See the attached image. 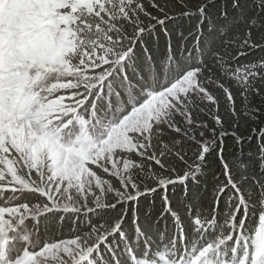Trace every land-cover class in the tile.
Here are the masks:
<instances>
[{
    "label": "snow or ice",
    "instance_id": "6c2138e0",
    "mask_svg": "<svg viewBox=\"0 0 264 264\" xmlns=\"http://www.w3.org/2000/svg\"><path fill=\"white\" fill-rule=\"evenodd\" d=\"M41 3L2 37L0 264H264V0ZM78 120L104 141L66 173L41 147Z\"/></svg>",
    "mask_w": 264,
    "mask_h": 264
},
{
    "label": "rangeland",
    "instance_id": "374dc122",
    "mask_svg": "<svg viewBox=\"0 0 264 264\" xmlns=\"http://www.w3.org/2000/svg\"><path fill=\"white\" fill-rule=\"evenodd\" d=\"M46 13L41 0H0V80L4 78L3 66L6 62V57L3 51V33L6 28H10L14 24L26 29H37L42 27L40 17ZM75 119V118H74ZM23 121L20 128L15 127L17 123ZM101 126L98 124L84 125L82 121H77L76 125L70 131L65 130L62 125L60 127L59 138L54 142L58 153L62 156V169L66 173L73 172L76 168L86 171L84 167L85 161L98 144H102L104 136L98 130ZM29 128V122L24 119L22 113L17 112L15 115L0 109V143L3 142L5 136L12 138L16 145L24 141L26 130ZM107 131V128L104 129ZM28 142L23 144L24 148L29 152L32 151ZM41 153L45 163H51L53 153L48 148V142H45L41 147ZM90 162V161H89ZM52 165V163H51ZM3 225L0 224V229ZM254 243L256 250L253 255L255 262L260 257H264V228H257ZM7 251L4 245H0V258H3ZM159 257V264H176L174 257L168 259L167 255L161 253L156 254ZM154 264V262H150ZM187 264V261L184 262Z\"/></svg>",
    "mask_w": 264,
    "mask_h": 264
},
{
    "label": "trees",
    "instance_id": "16d2710c",
    "mask_svg": "<svg viewBox=\"0 0 264 264\" xmlns=\"http://www.w3.org/2000/svg\"><path fill=\"white\" fill-rule=\"evenodd\" d=\"M169 197L172 199L173 203L176 204L179 201L183 200L185 197L183 196V188H177L175 190L170 189L168 192ZM159 200L156 201V206L159 207Z\"/></svg>",
    "mask_w": 264,
    "mask_h": 264
},
{
    "label": "clouds",
    "instance_id": "9594fccd",
    "mask_svg": "<svg viewBox=\"0 0 264 264\" xmlns=\"http://www.w3.org/2000/svg\"><path fill=\"white\" fill-rule=\"evenodd\" d=\"M49 150L53 153L52 167L56 169L62 168V156L58 153L55 145H51Z\"/></svg>",
    "mask_w": 264,
    "mask_h": 264
}]
</instances>
